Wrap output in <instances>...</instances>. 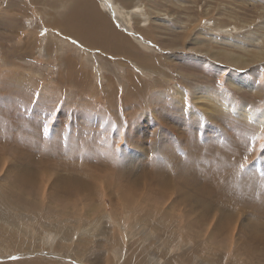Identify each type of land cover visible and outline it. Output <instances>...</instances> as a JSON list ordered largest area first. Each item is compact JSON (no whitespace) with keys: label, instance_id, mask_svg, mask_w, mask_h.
<instances>
[{"label":"rangeland","instance_id":"374dc122","mask_svg":"<svg viewBox=\"0 0 264 264\" xmlns=\"http://www.w3.org/2000/svg\"><path fill=\"white\" fill-rule=\"evenodd\" d=\"M84 2V27L77 30L66 23L75 16L66 2L0 0V187L12 186L8 172L13 153L21 150L38 164L26 166L31 177H51L52 186L66 176L73 157L81 162V150L96 170L97 150L106 147L120 169L117 174L100 164L107 178L91 183L93 192L81 207L96 210L87 215L73 206V192L51 201V184L33 195L16 191L23 207L0 222L15 231L34 230L23 235L26 248H0V264H264V206L258 199H264V0ZM88 4L114 32L107 35L99 26L88 38L99 35L107 47L122 46L120 53L80 42L78 35L86 39L89 32ZM54 18L62 29L52 26ZM42 142L47 152L36 155L44 162L29 147L20 149ZM180 157L190 166L179 177ZM156 160L163 162L159 171L150 164ZM175 165L181 169L174 172ZM213 167L217 192L213 201L200 200L197 188L205 187L202 180ZM111 175L138 190L130 207L117 199ZM158 189L164 200L148 194ZM39 199L42 213L57 218L18 223L27 213L22 210L35 208ZM145 212L156 216L148 222L137 217L149 218ZM48 219L64 224L65 233H56ZM218 220L226 225L219 234ZM41 224L47 239L39 235ZM114 232L116 246L98 247L100 233ZM84 236L87 252L78 253L75 244Z\"/></svg>","mask_w":264,"mask_h":264},{"label":"bare ground","instance_id":"6f19581e","mask_svg":"<svg viewBox=\"0 0 264 264\" xmlns=\"http://www.w3.org/2000/svg\"><path fill=\"white\" fill-rule=\"evenodd\" d=\"M84 2V0H83ZM85 4V2H84ZM54 5V4H53ZM75 6V5H74ZM73 6V8H75ZM79 4L77 5V7L73 10V12L71 11V14L72 16L75 14V16L71 17L69 16V18H67V22L66 23H69L74 27H76L77 30H79L78 28H82L84 27V21L82 19V16L83 14L85 13L84 9L83 10H80L79 9ZM89 13L88 15L86 16V28L89 29V32H88V35H85L87 36L86 39H84L85 37L84 36H81V35H78L79 37V40L80 42L82 41L83 43H87L88 45H92V46H97L99 47V49H101L102 51L104 52H109V53H112V54H118L120 53V48L122 46H120L119 48H115V47H107V42H105L103 39H102V42H101V38L99 39L98 37H100L98 35H94L92 38H88L89 35L94 32L93 34H95L96 32V29L100 26L102 28L103 31H105V33H107V35H111L113 36L114 32L112 31V28L109 24V21L102 15V16H98L96 11H93V9L91 8V5H89ZM84 11V12H83ZM77 12H79L77 15ZM86 14V13H85ZM84 14V15H85ZM62 20L64 21L65 23V18L63 17ZM71 21V22H70ZM78 21V22H77ZM60 22L57 21L55 18H54V22L52 24V26L54 25V27L57 25V27L61 28V26H58ZM70 27V26H69ZM105 28H107V31L105 30ZM100 30V29H99ZM68 31V30H67ZM66 31V32H67ZM72 33V32H71ZM98 33V32H97ZM74 34H76V32H74ZM73 35V34H72ZM76 36V35H75ZM83 37V38H82ZM106 40V39H105ZM123 44V43H122ZM125 44H127V42H125ZM124 44V45H125ZM112 46V45H111ZM139 57H143L142 54H139ZM89 81V80H88ZM74 97V96H73ZM38 135V134H37ZM37 142V141H36ZM45 143L46 142H42L41 145H39L38 143V146H37V149L34 147V148H31L32 145L30 146H21L20 149H23V148H27L29 147L28 151L29 152H34L35 151V158L40 161V162H44L45 159L44 158H41L40 156H37L36 154L39 152V153H45L47 152V148L45 146ZM101 143V142H100ZM34 144V143H33ZM36 144V143H35ZM99 144V143H98ZM102 144V143H101ZM18 145V144H17ZM0 147H2L0 145ZM78 147V146H77ZM18 148V147H17ZM17 150V149H16ZM3 151H5L4 149V146H3ZM20 151V150H19ZM2 152V151H0ZM79 152V150H78ZM98 154L94 160H96L97 163H99V166L101 163L105 162V166L107 168V170H110V169H114V171L118 174V170L120 169L119 166L116 164V162H118L117 158H115L114 156H116L114 154V152H112V150H106V147H99V149L97 150ZM3 153V152H2ZM57 153V152H55ZM116 153V152H115ZM15 155L12 156V160H13V164H12V169L8 172V175H11V178L12 180L10 181V184L9 185H12L10 188H8V191L7 188H4V187H0V220H10L12 218V212L13 210H16V209H19L21 207H23V205L20 203V196L19 194L16 193V191H27L28 193L31 192L33 194H36V188L39 190H43V184L46 186L47 183L48 185L51 184V177H50V181L47 179H41V180H36L35 176H32L31 177V174L30 172L28 171V169L26 168L31 165L37 167L38 164L35 162V160H26L24 159V157H28V155L23 151L21 150V153L17 151V154L16 153H13ZM53 154V153H52ZM104 154L106 155L105 159H104ZM184 156H186V158L188 157V154H184V152L182 153ZM56 155V154H55ZM80 155L81 157H79V159L81 160V162H77V161H74L76 158L78 157H73L72 158V162L73 165H70L68 164L65 168V171H67V174L65 177H62V178H59L56 177V182L53 183L55 185V187L51 186L48 187V191L46 190V193L49 197V199L51 201L55 200L56 198L59 197V195L62 194V196L64 195L65 196V193L66 192H73V196L75 195V197H73V206L77 205V210H79L80 212L84 213L85 215H87V210L88 211H92V210H96V208H92V206H88L87 210H85L83 208V206L81 207V205L84 203V201H86L88 199V197L92 194L93 192V189H92V186L97 182L96 180H99L100 179H106L107 177H105V173L103 170H100L99 169V166L97 167L98 169L96 170H93L91 168L88 167L87 163L89 162L90 158L89 156H87L89 159H87L86 156H84L82 150L80 152ZM180 154V156H183ZM71 156V155H70ZM98 157V158H97ZM114 157V159H113ZM177 157V160L179 159L178 156H175ZM181 158V157H180ZM186 158H181L183 160L179 161L180 163L179 164H182V169H184V172L183 171H179L181 168H179V165H175L173 167V170L174 172L176 171H179L178 174H179V177L182 176L183 173H185L186 171H188L189 169V162H188V159ZM71 159V157H70ZM93 159V158H92ZM97 159H99L97 161ZM174 160V159H173ZM113 162V164L109 163V162ZM175 161V160H174ZM94 162V163H96ZM77 163V164H76ZM111 164V166H110ZM151 165H154L155 166V170H158V168H160L163 164V162L159 161V163H157V160L154 161V162H150ZM95 166V164H93ZM220 167V166H219ZM43 168V167H42ZM109 168V169H108ZM215 168H217V166H215ZM215 168L213 167L210 172L208 173L207 177L204 178V180H202V182L204 183V186L203 185H199L197 190H198V193L201 195H204L202 196L201 198L200 197H197L199 198L200 200H204L205 197L210 201L212 197H210L212 195L213 192H217V179H216V170ZM118 171V172H117ZM159 171V170H158ZM116 173H111L112 175H115ZM139 173H141V171L138 172V175ZM219 173V172H218ZM103 174V175H101ZM181 174V175H180ZM109 178L110 180V184L112 185V187H114L116 190V196L118 195V200L122 202V206H125V207H130L131 205V202L132 200L135 198V197H138L137 195V192L138 190H135V188L131 185H128V184H123V182L121 180H119L118 178V175L117 177L115 176H112ZM175 175V174H174ZM136 176V175H135ZM59 178V179H57ZM54 179V180H55ZM53 180V181H54ZM82 180V181H81ZM225 180V179H224ZM233 182V181H232ZM238 182V181H237ZM91 183L93 185H91ZM235 184V182H233ZM238 185V184H237ZM238 188V187H237ZM159 191L157 190H153L154 192H150L148 194L154 196V197H158V198H161V199H165L166 196L165 193L163 192H160L161 190L158 189ZM225 190V189H224ZM44 192H45V189H44ZM197 193V192H196ZM264 193V192H263ZM134 196H132V195ZM196 195V194H195ZM141 195H139L140 197ZM217 196V195H216ZM263 196V195H262ZM44 198V197H43ZM60 198V197H59ZM106 198V197H105ZM41 199V198H40ZM40 199L38 200L39 202L34 204V207L35 208H26V209H23L22 211H25L27 213L25 214H20V217L18 219V223H23L22 220L25 219H29L33 222L37 221V220H33L32 218H37V219H42L46 216L47 217H51V218H57L58 214L57 213H54L52 215H48V214H43L42 213V205L40 203ZM47 199V198H45ZM138 200H140V198H137ZM185 199V197L183 198ZM259 201L262 200V203L261 205L264 206V199H261V198H258ZM48 200V199H47ZM117 200V201H118ZM162 200V201H163ZM215 200V199H214ZM44 201V200H43ZM144 201V199H143ZM186 201V200H185ZM213 201V200H211ZM251 201L253 202V198L251 199ZM43 203V206L45 208H49L51 209V206H50V203H46V202H42ZM77 203V204H76ZM118 203V202H117ZM208 203V206L209 207H214V206H217V201L215 202H207ZM254 204H256V208H255V211L256 213H259L260 209L262 210V213L264 214V207H260V209H258L257 207V203H256V199L254 198ZM112 208H115V211L117 209V207H115V204L113 205ZM49 209V210H50ZM119 209V208H118ZM46 210V209H44ZM99 210V209H98ZM52 211V210H51ZM149 211H151L149 209ZM46 212H49L48 210H46ZM53 212V211H52ZM124 212V211H123ZM127 213V211H125ZM155 212H157L155 210ZM45 213V211H44ZM139 213V212H138ZM147 217L149 218H145V217H142V216H137V217H141L143 218V220L145 222H148L150 220V218H154V216L156 215H153V213L149 214V212H145L144 213ZM159 215V214H158ZM217 216V215H216ZM125 217V216H124ZM27 218V219H26ZM73 220L72 222H76L77 218H75V216H72ZM218 218V217H217ZM264 218V216H263ZM49 220L46 222L48 226L52 227L53 229H56V233L58 234H62V233H65V231H63V228L65 227L64 224L60 223V222H57V224H51L49 223ZM97 220V219H96ZM187 220V219H186ZM15 221L12 222V224L14 223L15 224ZM24 221V220H23ZM167 221V220H166ZM221 222V224L217 223L215 224V228L217 229V227L219 228L217 230V234H219L218 232H220V230L226 226L225 223L222 221V220H218ZM258 221H259V218H258ZM11 221H8L6 222V224H10ZM189 223V222H188ZM250 225L252 224H255V222H249ZM71 224V220L70 218L68 219V225ZM81 224V223H80ZM78 224V226L80 225ZM105 224V223H104ZM263 224V223H262ZM11 225V224H10ZM20 225V224H19ZM190 225V224H189ZM200 225V224H199ZM259 225V224H257ZM27 226V225H26ZM82 225H80L81 227ZM84 226V225H83ZM162 226V225H161ZM168 226V225H167ZM176 226V225H174ZM181 226V225H180ZM14 227V226H13ZM31 228H29V231L24 230H18L20 227L18 226L17 230L18 231H15L13 230V228L11 229L10 227H8V225H5V223H1L0 222V248H2L1 250H3L4 247H13L17 250H21L23 248H26L27 247V241L24 239V236L25 235L24 233L28 234L33 232V228L34 226H30ZM40 228H42L44 230H41L39 232V235L41 236H45L46 239L48 236H50V233H45L46 232V226L41 224L39 226ZM68 227V226H66ZM110 227V226H109ZM163 227V226H162ZM186 227V226H185ZM39 228V229H40ZM69 228V227H68ZM225 228V227H224ZM95 229V228H93ZM99 229V228H98ZM181 229V227H180ZM106 230V229H105ZM174 230V229H173ZM159 231V230H158ZM181 231V230H180ZM179 231V232H180ZM94 232V231H93ZM108 232V231H107ZM106 232V233H107ZM105 233V232H104ZM222 233V232H221ZM87 234V233H86ZM99 234V233H98ZM180 234V233H179ZM92 235V234H91ZM103 234L100 233L98 236L101 238V243L99 246L105 244L106 242H108V247L109 249H111V246H116L117 244V240L115 239L116 238V235H115V232L113 233V235H104V237H101ZM87 236V235H86ZM171 236V235H170ZM187 236V235H186ZM197 236V235H196ZM70 237V236H69ZM190 237V236H189ZM63 240H68V237H64L62 236L61 237ZM89 238V237H88ZM117 238H119L117 236ZM70 239V238H69ZM87 238L84 236L82 238H79L77 243L75 244V251L80 253V252H87V243L86 241ZM71 241V240H70ZM88 241V240H87ZM89 242V241H88ZM48 243V241L46 242ZM67 246H64L61 250H65L67 251ZM256 248V247H254ZM253 248V249H254ZM11 249V248H10ZM108 249V250H109ZM5 250V249H4ZM12 250V249H11ZM14 250V249H13ZM70 250V249H69ZM201 250V249H200ZM60 251V250H59ZM8 253V252H7ZM137 253V252H136ZM245 253V252H244ZM103 258H98L97 257V260L100 261L102 260ZM188 260H190V258H188ZM21 261H18V264H21L20 263ZM38 263L37 261L36 262H31L30 264H36ZM103 263V262H102Z\"/></svg>","mask_w":264,"mask_h":264},{"label":"crops","instance_id":"0c3cea01","mask_svg":"<svg viewBox=\"0 0 264 264\" xmlns=\"http://www.w3.org/2000/svg\"><path fill=\"white\" fill-rule=\"evenodd\" d=\"M60 1V4H62V3H64V2H66L69 6H70V8H69V11L68 12H71V10H72V7L74 6V4H72V3H74V0H72L73 2L71 3V2H69L68 0H59ZM68 1V2H67ZM43 2V1H42ZM41 3V2H40ZM89 3H90V0H89ZM88 6H89V4H88ZM79 9L80 10H83V8H84V5H83V0H80L79 1ZM85 11V10H84ZM83 11V12H84Z\"/></svg>","mask_w":264,"mask_h":264},{"label":"snow or ice","instance_id":"6c2138e0","mask_svg":"<svg viewBox=\"0 0 264 264\" xmlns=\"http://www.w3.org/2000/svg\"><path fill=\"white\" fill-rule=\"evenodd\" d=\"M45 132H47V125H45ZM261 137H254V140ZM261 148L264 149V144H261ZM245 165L241 164L240 167L243 168Z\"/></svg>","mask_w":264,"mask_h":264}]
</instances>
